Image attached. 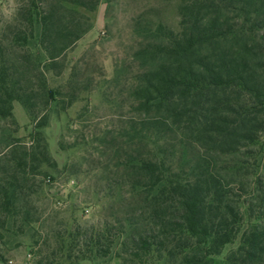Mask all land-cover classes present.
Returning <instances> with one entry per match:
<instances>
[{"label":"trees","instance_id":"trees-1","mask_svg":"<svg viewBox=\"0 0 264 264\" xmlns=\"http://www.w3.org/2000/svg\"><path fill=\"white\" fill-rule=\"evenodd\" d=\"M98 2L20 0L0 26V264L24 237L33 264H211L236 239L224 264H264V0H178L177 29L137 16L135 69L126 77L116 65L106 80L129 115L84 142L101 219L51 225L35 206L36 175L57 169L48 110L97 84L77 63L59 85L48 75L64 74L91 28L80 9ZM14 101L33 123L28 145L5 126L17 125Z\"/></svg>","mask_w":264,"mask_h":264},{"label":"rangeland","instance_id":"rangeland-1","mask_svg":"<svg viewBox=\"0 0 264 264\" xmlns=\"http://www.w3.org/2000/svg\"><path fill=\"white\" fill-rule=\"evenodd\" d=\"M19 1L0 0V26L11 19ZM177 4L178 0H99L92 11L80 9L88 16L91 28L66 52L64 74L59 78L49 74V82L52 87L64 82L70 67L77 63L79 68L90 72L97 84L87 100H78L65 111L51 108L47 112L48 123L43 131L57 169L44 168V175H36L35 179L42 182L38 192L31 196L35 206L42 211L43 218L48 219L47 223L90 224L101 219L102 211L93 193L92 180L85 173L89 164L86 162L88 157L84 156V142L89 141L94 132L115 125L119 116L125 118L129 115L126 103L120 108L114 104L116 88L106 80L113 77L116 65L125 64L123 75L126 77L135 69L131 55L139 38L135 33L134 19L146 13L153 16L152 19H159L170 28L177 29ZM87 104V113L78 119V113ZM12 114L16 127L5 126L10 131L14 130L12 134L21 144L28 145L33 123L19 102H13ZM0 126H4L3 122ZM261 138L264 139V135ZM75 166L80 167V171L73 174ZM238 244L239 239H236L225 245L213 257L211 264H224L226 255ZM7 248L10 246L4 249ZM33 250L35 248L30 246L29 238L24 237L20 245L7 251L8 264H33L36 258ZM78 264H119V260H81Z\"/></svg>","mask_w":264,"mask_h":264}]
</instances>
